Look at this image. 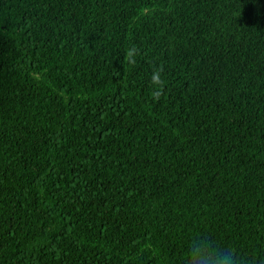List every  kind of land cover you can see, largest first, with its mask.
Instances as JSON below:
<instances>
[{"label": "trees", "instance_id": "trees-1", "mask_svg": "<svg viewBox=\"0 0 264 264\" xmlns=\"http://www.w3.org/2000/svg\"><path fill=\"white\" fill-rule=\"evenodd\" d=\"M193 231L264 264V0H0V264Z\"/></svg>", "mask_w": 264, "mask_h": 264}, {"label": "clouds", "instance_id": "clouds-1", "mask_svg": "<svg viewBox=\"0 0 264 264\" xmlns=\"http://www.w3.org/2000/svg\"><path fill=\"white\" fill-rule=\"evenodd\" d=\"M159 82V74L152 77ZM163 264H252L239 248L216 237L211 231H193L182 240L177 260L165 258Z\"/></svg>", "mask_w": 264, "mask_h": 264}]
</instances>
